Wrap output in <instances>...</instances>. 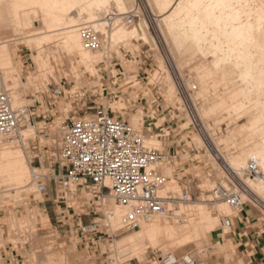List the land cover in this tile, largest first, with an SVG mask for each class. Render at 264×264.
I'll return each mask as SVG.
<instances>
[{"label":"rangeland","instance_id":"rangeland-1","mask_svg":"<svg viewBox=\"0 0 264 264\" xmlns=\"http://www.w3.org/2000/svg\"><path fill=\"white\" fill-rule=\"evenodd\" d=\"M136 3L133 5L140 8L139 15L133 12L123 22L128 28L134 26L138 29L143 22L147 23V25L143 24L145 28L148 26L147 37L149 39L152 36L156 45L152 44L151 38L145 41L130 38V44L137 49L129 52L127 47L119 45L111 51L108 60L95 65V75L85 72L83 66L78 65L72 57H68L62 51L60 44L55 48L57 51L55 56L50 55L49 58L54 76L38 78L33 64L34 52L25 48L23 44L19 45L15 58L21 62L22 67L19 68L20 85L15 90V95L20 104L18 108L27 109L29 115L33 114V116L18 130L22 132L26 131L29 125L32 127L27 131L29 136L25 146L22 147L21 143H17V146L21 153L23 152L24 159L32 162L31 170L35 171V174L46 175L47 166L50 163L49 157L54 150L55 127H61L69 113H73L76 118L86 117L92 113L87 108L93 107V103L102 104L111 109L110 106L114 102L122 100L124 106L122 110H113L115 115L127 120L135 131L144 136L145 140L154 136L159 145H150L145 141L149 148L172 152L171 166L175 179H179L178 182L183 184V186L180 185L181 194L179 193L178 198L185 192L190 195V202L179 203L182 206H191L193 203L205 201L204 204L208 207L222 204L224 201L215 199L212 191L218 186L226 189L233 186L225 173L212 162L210 156H218L215 150L217 147L207 140L203 128L212 135L211 139L214 142L219 143L218 150L225 159L233 158V156L246 158L251 144L258 141V138L254 132L251 136L250 131L240 134L239 128L246 124L251 115L240 119L233 115L231 119L225 114L216 116L208 114L203 120H199L196 109L212 108L219 100V95L225 92L223 84H219L216 90L211 89L209 80L201 79L200 72L193 68L191 62L184 64L185 67L183 65L181 71L176 68L174 57L168 52L158 31L155 17L158 14L157 10L147 0H136ZM109 9L107 22L110 26L115 11L113 6H109ZM87 22L81 19L74 24L83 25ZM127 22L130 23L127 24ZM99 31L95 30L96 33ZM52 50L48 47L49 54ZM158 59L163 60L172 76L171 82L176 86V94L183 102L181 108L166 97L163 80H158L156 83L150 82V76L157 70ZM55 87L60 88L64 96L56 101V105H52L51 97L56 99L52 94ZM106 87L110 92L108 98L102 94V90ZM117 93L119 95H116ZM190 97L196 99L195 104L191 102ZM54 106H57L56 110L59 113L56 116ZM154 112L161 113L163 119L159 127L148 129L147 124L141 120L147 122L153 117ZM184 119H192L194 125L186 129L181 128L180 123ZM160 129L162 131L158 132ZM198 136L204 139L206 146H198L193 141ZM14 139L19 140L17 133ZM228 140L231 144L226 143ZM218 161L222 166L224 165L220 160ZM183 165L186 169L188 167V170L179 173V168ZM238 177L242 181H247V177L242 173ZM166 178L170 180L169 177ZM12 188L11 185H0V264H10L4 259V251L8 257L14 256L13 259L11 258L14 264H159V259L169 257L166 252H156L155 249L145 247L139 251L140 255H145L144 260L122 257L123 250L117 247L118 242L136 230L117 231L119 227H116V222L113 225V220H110L109 225L113 231L111 232L105 226L102 211L112 218L111 209H114L117 204L108 197L101 205L94 199L90 188L78 190L76 184H72L69 188L60 190L68 192V200L71 201L68 202L69 204L75 200L77 192V196L82 198V204L90 202L92 210L98 213L91 216L93 222L101 225L98 233H82L80 226L85 227V223L79 225L73 218H69L59 223L55 222V236L46 232L42 220L36 219L37 212L34 208L43 196L37 191L36 182L35 185L26 187L27 189L12 190ZM243 200L247 207H254L246 198ZM109 205H112L111 208ZM231 215L233 211L230 209L227 214L219 218L221 231L217 230L210 240L200 241V244L194 246L189 245L175 252L173 257L184 258L185 261L193 262V264H243L234 256H230L225 248V236L230 230L224 227L223 221ZM12 222H16L13 230L10 228ZM175 223V227H181L178 221Z\"/></svg>","mask_w":264,"mask_h":264},{"label":"bare ground","instance_id":"bare-ground-1","mask_svg":"<svg viewBox=\"0 0 264 264\" xmlns=\"http://www.w3.org/2000/svg\"><path fill=\"white\" fill-rule=\"evenodd\" d=\"M147 1L157 10L158 14L155 17L158 31L168 52L174 57L176 68L180 70L184 64L191 62L193 68L200 72V78L209 80L211 89L216 90L219 84L224 86L225 92L219 95V100L212 108L196 109L199 120H203L208 114L214 116L225 114L228 118L235 115L237 119L251 115L248 123L239 128L240 134L250 131L251 136L254 132L258 138V141L251 144L246 158L233 156L225 159L218 150L219 143L211 139L212 135L207 129L203 130L207 140L217 147L214 148L218 156L211 155L212 162L218 165L223 173L225 168H228L241 181L242 202L245 203L243 199L246 198L254 205V201L248 196L250 194L257 201L264 203V0ZM133 3L137 4L136 0H0V74L13 110H23L18 108L20 104L15 95V90L20 85L19 68L22 67L21 62L15 58L19 45L23 44L25 48L34 52L33 64L38 78L54 76L49 58L50 55L55 56L57 52L55 48L60 44L68 57H72L78 65L83 66L85 72L95 75V65L108 60L111 51L119 45L133 52L137 47L130 44V38L140 41L148 39L146 33L148 26L145 28L143 25L145 22L139 29L134 26L128 28L123 22L131 13L138 14L141 11ZM109 6H113L115 11L110 26L107 22ZM81 19L88 22L83 25L74 24ZM84 25H89L94 31L100 30L97 32L101 36L98 49L84 48L80 36V28ZM150 38L152 44L156 45L152 36ZM48 47L53 49L50 54ZM106 56L108 58H105ZM171 79L165 63L158 59L157 70L150 76V82L163 80L166 97L181 108L183 102L177 96L176 86ZM23 86L26 87L25 84ZM190 100L195 104V98L190 97ZM123 106L120 100L114 102L110 108L122 110ZM162 119L161 113L154 112L153 117L147 122L141 121L151 129L159 127ZM180 125L186 129L194 125V122L192 119H184ZM28 129L32 127L29 125ZM28 129L16 132L18 141L14 139L16 133L9 138L0 139V185H11L12 190L35 185V171L31 170V161L27 157V161L24 159L23 152L21 153L17 146V143L25 146L29 136ZM161 131L160 129L158 132ZM145 141L150 145H159L154 136ZM193 141L198 146H206L201 136ZM229 141L226 143L231 144ZM251 162L256 164L259 173L255 178L247 177V181H242L238 176L240 173L244 175L243 171ZM168 177L170 180L161 190V195L170 196L176 201L179 199L180 186L176 179ZM204 202L182 206L179 202L170 201L168 203L170 216L155 215L141 223L140 228L133 234L118 242L117 247L123 250L121 256L144 260L145 255H140L139 251L145 247L155 249L156 252H166L169 257L162 259L161 263L193 264L184 258L173 257V254L189 245L194 246L200 244V241L210 240L217 230L221 231L219 218L230 211L225 202L210 207ZM111 206L109 205L110 208ZM111 210L113 219L108 217L107 223L109 230L113 232L109 225L110 220H113V225L116 222V227L120 228L125 209L116 205ZM175 221L181 224L180 228L175 227ZM15 225L12 222L10 228L13 230Z\"/></svg>","mask_w":264,"mask_h":264},{"label":"built area","instance_id":"built-area-1","mask_svg":"<svg viewBox=\"0 0 264 264\" xmlns=\"http://www.w3.org/2000/svg\"><path fill=\"white\" fill-rule=\"evenodd\" d=\"M80 36L86 50L99 48V35L89 25L80 28ZM52 94L56 97L55 100L51 97L52 105H56V101L64 96L58 87L54 88ZM102 94L108 98L109 89L104 88ZM87 109L92 111L88 116L76 118L73 114L61 127H55L54 150L49 160L55 176L60 179L61 187L66 189L72 184L77 187L89 185L94 199L101 204L110 196L118 206L125 209L117 231H135L141 223L155 215H170L168 203L175 199L160 194L168 182L160 168L171 165L172 155L148 148L144 136L105 105L93 103V107ZM32 116L27 109L13 110L0 74V139L11 137ZM243 172L246 177L255 178L259 169L251 162ZM225 174L233 187L226 189L218 186L212 195L233 210V215L223 221L225 227H230L231 218L242 211L245 203L241 200V181L228 168H225ZM44 178L46 175L34 174L40 194L46 190ZM248 196L254 201V207L264 213V203L250 194ZM177 201L188 203L190 195L182 193ZM102 217L108 227L109 216L102 211ZM99 228V223L92 222L88 226H80V231L96 234ZM159 261V264H165Z\"/></svg>","mask_w":264,"mask_h":264},{"label":"crops","instance_id":"crops-1","mask_svg":"<svg viewBox=\"0 0 264 264\" xmlns=\"http://www.w3.org/2000/svg\"><path fill=\"white\" fill-rule=\"evenodd\" d=\"M59 91H61L60 88ZM62 98L60 97L59 99ZM51 107L53 106L51 105ZM54 107L56 116L59 113L56 110L57 106ZM70 116L72 117L73 113H69L65 121L70 119ZM166 152L169 154L172 153L167 150ZM185 167L183 165L182 168H179L178 172H186L188 167L187 169ZM161 173L165 177L172 176L175 179L171 165H164L161 168ZM176 180L179 186H183L182 183L178 182L179 179ZM43 183L46 186V190L42 194L41 201L36 204L34 209L37 212L36 219L43 221L47 233L55 236V222L59 223L69 218H73L74 222L79 223V225L85 223L88 226L93 222L91 216L95 212L92 210L90 202L88 204H86L87 202L82 204V198L77 196V192L75 194V200L69 204L68 202L71 201L68 200V192L60 190L62 189L60 179L55 176V172L51 169L50 163L47 166V174L46 178L43 179ZM184 187L187 188L185 185ZM89 188V185L77 187L78 190ZM12 219L14 220V218ZM229 230V233L225 236V248L230 256H234L243 264H264V213L260 209L244 205L242 211L231 218ZM4 256L5 261L14 264L12 261L14 256H6L5 251Z\"/></svg>","mask_w":264,"mask_h":264}]
</instances>
